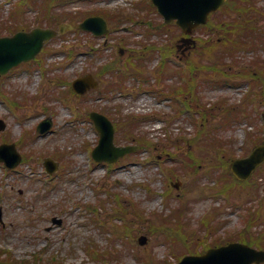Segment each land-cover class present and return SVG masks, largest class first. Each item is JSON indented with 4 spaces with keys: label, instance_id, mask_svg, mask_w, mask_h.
Here are the masks:
<instances>
[{
    "label": "rangeland",
    "instance_id": "rangeland-1",
    "mask_svg": "<svg viewBox=\"0 0 264 264\" xmlns=\"http://www.w3.org/2000/svg\"><path fill=\"white\" fill-rule=\"evenodd\" d=\"M103 2L105 0H72L44 8L45 0H33L27 7L28 13L24 17L26 22L20 21L16 26H34L35 23L31 21L42 18L45 9L53 13H77L76 19L80 22L89 13L122 8L124 10L120 12V17L115 19L118 24L128 17L139 19L140 16V21L163 22V18L148 7L149 0L145 1L147 10L144 11L120 3L113 7L107 6ZM15 3L14 0H0V21H7L11 14L16 16ZM257 5L260 9L263 8L264 0ZM261 24L264 25V22ZM122 27H132L136 32H120L119 26V31L111 37L98 40H92L85 34H66L73 43L82 40L86 44L89 39L90 43L108 44L109 47L98 57L85 53L88 51L85 47L77 54L75 62L66 63L68 49L61 47L64 39H57L47 45L48 52L45 54L47 64L61 63L54 72H48L44 76L37 68L32 71L22 68L7 77H0L1 89L23 104L21 108L14 110L4 99L0 100V119L6 124V129L0 130V145L6 139L21 143L20 139L26 135V131L33 132V126L46 117H53L54 121L51 133L35 135L30 140L31 144L25 142L18 146L19 152L29 156L28 165L21 163L15 169H7L0 163V249L9 252L14 261L34 264L40 257L48 264L55 257L59 260L55 263L60 264H174L177 257L202 250L214 242L219 243L230 237L248 240V236L255 235L254 229L248 225L247 216L251 208H256L259 203L250 202L246 196V187H238L233 183L235 180L230 175L227 164L224 163L221 167L222 156L202 162L197 155L199 151L191 147L190 151L196 154V159L202 165L199 171L188 163L187 156L183 157L188 150L187 138L198 132L195 129L199 115L192 111L177 115L174 98L165 96L163 100H159L156 94L134 90L133 85L139 84V79H133L137 82H127L129 87H126V93L120 91L111 94L109 98L102 97L99 93L101 85L85 99L80 97L72 101L61 98L62 91L67 87H57L56 80L50 83L56 75L71 82L83 71H97L103 63L117 57L120 44L126 43L123 36L130 39L128 43L131 41V48L134 50L143 43L153 47L167 44L173 51L170 62L176 67L186 66L180 54L175 55L172 48L180 38V30L175 27L161 28L146 36L142 24L124 22ZM0 31L6 32L7 29ZM201 33L197 31L195 35ZM95 47H99V44ZM59 52L63 53L53 55ZM197 55L199 53L193 51L196 61ZM257 56L264 58V49L258 53L244 52L240 60L250 64ZM160 61L161 54L158 52L148 60L146 69L152 82L156 81L154 71ZM198 61L202 62L201 58ZM27 76H33L34 79L26 83ZM176 82L175 77L169 79L172 85ZM238 82L240 84L227 87H202L203 100L207 102V107H215L220 99H225L230 104H242L246 94L251 91V86L245 80L239 79ZM132 90L134 94H131ZM133 101L140 103L135 105ZM108 106L113 110L105 109ZM91 109H104L116 123H120L128 115H138L142 122L137 124L135 134L147 137L153 143L152 147H141L136 153L130 154L131 156L126 155L113 168L103 164L93 165L90 151L98 144L99 135L93 122L87 119V113ZM223 109L224 107L215 108L216 118L208 120L207 123L215 125L220 121L219 116ZM249 110L251 114H241L235 122L237 124L230 130L220 131V135L233 150L232 155H228L231 160L250 152L257 137L264 138V106H250ZM114 113H119L122 119ZM157 117L164 121L162 123L167 129L166 134L160 137L151 135L148 131L150 125H147L148 121ZM249 132L255 136H249ZM115 138L116 144L121 146H133L138 142L120 131L115 134ZM178 140H183L179 149L175 147ZM47 157L60 164L54 175H48L45 171L43 161ZM190 158L193 159L194 156ZM173 166L178 167L179 174L175 177L167 174L168 167ZM177 182L182 183L179 189L174 187ZM195 182L196 187L193 186ZM259 182L264 186V178ZM224 185L226 189H222ZM110 191L121 193L133 200L134 204L130 203L122 208V213L126 216L123 219L115 214V200L113 202V198L107 194ZM180 207L183 208L181 224L176 223L177 217L168 222V218H165L166 221L157 216L170 215L173 209ZM53 217L63 219V224L54 226ZM165 222H168V229L176 230L183 226L184 236L190 238L185 240L181 231V234L174 232L178 242L167 239L163 234H158L156 238L147 234L150 231L157 232L151 228L158 229ZM141 235L149 238L146 245L138 242ZM88 243L95 251L107 249V252L116 256L112 259L105 257L101 263L93 261L85 251ZM6 256L7 254H0V257Z\"/></svg>",
    "mask_w": 264,
    "mask_h": 264
},
{
    "label": "water",
    "instance_id": "water-1",
    "mask_svg": "<svg viewBox=\"0 0 264 264\" xmlns=\"http://www.w3.org/2000/svg\"><path fill=\"white\" fill-rule=\"evenodd\" d=\"M225 0H154L159 6L161 12L165 15L167 22L178 19L186 32H190L200 23L208 20L211 11L217 8ZM92 24H100L103 32H108L106 23L101 18H90L86 20L80 28H90ZM72 29L71 26H61V32ZM58 33L54 30L34 29L30 33L21 32L12 38L0 39V73H7L12 67L22 61L32 59L49 41ZM88 83L92 82L87 78ZM102 124L105 134L102 139V146H112L113 128L110 123L104 119ZM134 150L133 148H114L116 157ZM96 156V152H94ZM3 158L0 156V160ZM264 161V145L259 147L251 157L236 161L233 164L234 173L240 178H247L254 169ZM264 261V252H257L242 244H230L226 247L211 249L201 257H187L179 264H251L253 261ZM0 264H14L1 262Z\"/></svg>",
    "mask_w": 264,
    "mask_h": 264
},
{
    "label": "trees",
    "instance_id": "trees-1",
    "mask_svg": "<svg viewBox=\"0 0 264 264\" xmlns=\"http://www.w3.org/2000/svg\"><path fill=\"white\" fill-rule=\"evenodd\" d=\"M242 1H243V2H247L248 0H242ZM238 2H239V0H231L228 6H230V8H231V7L235 6V5H237ZM244 9H245V8L243 7L241 10H244ZM247 11H248V10H246L245 13H247ZM259 245L261 246L260 243H259Z\"/></svg>",
    "mask_w": 264,
    "mask_h": 264
}]
</instances>
